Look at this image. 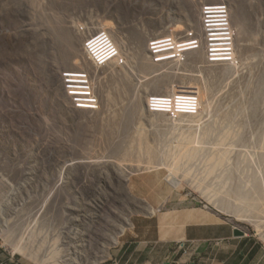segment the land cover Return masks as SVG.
Listing matches in <instances>:
<instances>
[{"label": "rangeland", "instance_id": "obj_1", "mask_svg": "<svg viewBox=\"0 0 264 264\" xmlns=\"http://www.w3.org/2000/svg\"><path fill=\"white\" fill-rule=\"evenodd\" d=\"M207 212L264 245V0H0V264H169Z\"/></svg>", "mask_w": 264, "mask_h": 264}, {"label": "crops", "instance_id": "obj_2", "mask_svg": "<svg viewBox=\"0 0 264 264\" xmlns=\"http://www.w3.org/2000/svg\"><path fill=\"white\" fill-rule=\"evenodd\" d=\"M162 239L169 253L178 245H191L171 253L169 264H264V245L248 234L237 236L234 224L214 213L207 212L204 221L193 219L192 214L170 215ZM152 240H137L129 243L124 262L114 260L108 264H156L151 253ZM1 263V259H0ZM12 264V263H10Z\"/></svg>", "mask_w": 264, "mask_h": 264}, {"label": "built area", "instance_id": "obj_3", "mask_svg": "<svg viewBox=\"0 0 264 264\" xmlns=\"http://www.w3.org/2000/svg\"><path fill=\"white\" fill-rule=\"evenodd\" d=\"M207 12H221L220 7H213L206 9ZM212 30V29H211ZM210 41H215L216 37L214 33H210L209 36ZM199 41H196L195 44H198ZM199 46V45H196ZM222 50L225 52H222V54H227V51L229 50L226 48H212L213 54H216L217 51ZM225 60L227 58H224ZM65 83L67 90L70 92L71 97L74 98V101L76 105L79 108H93L97 106L98 100L95 96L92 95L91 88L89 85H86L87 78L82 75V73H69L65 75ZM182 103L177 105L176 107L171 106V111H178V112H196L199 108V102L198 98L193 95V93H188L187 95H184L181 97ZM181 102V101H180ZM159 108L167 109L166 105H160Z\"/></svg>", "mask_w": 264, "mask_h": 264}, {"label": "trees", "instance_id": "obj_4", "mask_svg": "<svg viewBox=\"0 0 264 264\" xmlns=\"http://www.w3.org/2000/svg\"><path fill=\"white\" fill-rule=\"evenodd\" d=\"M66 1H67L68 4H70V5L76 7V6H78V5H81V2H82L83 0H66ZM50 40H52L51 42H52L53 45L56 44V41H55V37H54V36H52ZM42 56H43V55H39V57L41 58V59H39V60H41V62H44V58H43Z\"/></svg>", "mask_w": 264, "mask_h": 264}, {"label": "water", "instance_id": "obj_5", "mask_svg": "<svg viewBox=\"0 0 264 264\" xmlns=\"http://www.w3.org/2000/svg\"><path fill=\"white\" fill-rule=\"evenodd\" d=\"M235 234L237 236H243L245 234V232L243 230H241L240 228H236L235 229Z\"/></svg>", "mask_w": 264, "mask_h": 264}]
</instances>
